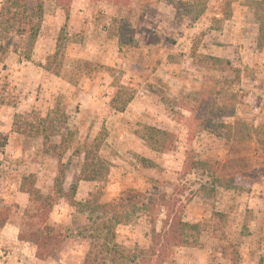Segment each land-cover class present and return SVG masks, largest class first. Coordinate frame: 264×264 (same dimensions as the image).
Instances as JSON below:
<instances>
[{
	"label": "rangeland",
	"instance_id": "rangeland-1",
	"mask_svg": "<svg viewBox=\"0 0 264 264\" xmlns=\"http://www.w3.org/2000/svg\"><path fill=\"white\" fill-rule=\"evenodd\" d=\"M44 3L30 60L18 57V39L9 35L0 61V214L8 215L0 264H82L111 241L126 254L147 251L164 218L147 201L159 194L181 201L183 220L200 230L197 247L175 248L163 264H230L234 250L237 264H264V49L256 45L263 0ZM197 42L198 53L230 67L193 62ZM48 62L57 76L43 69ZM207 90L231 95L228 104L213 100L234 114L219 122L243 125L234 139L200 129L191 116L193 100H205ZM146 126L171 133L173 149L149 148L139 139ZM86 149L108 169L101 181L80 180ZM61 153L65 192L106 210L93 206L89 215L59 200L42 225L30 219L23 181L51 196ZM195 162L220 168L221 186L206 172L185 170ZM35 231L58 238L42 258L30 241Z\"/></svg>",
	"mask_w": 264,
	"mask_h": 264
},
{
	"label": "trees",
	"instance_id": "trees-1",
	"mask_svg": "<svg viewBox=\"0 0 264 264\" xmlns=\"http://www.w3.org/2000/svg\"><path fill=\"white\" fill-rule=\"evenodd\" d=\"M264 3V0H263ZM260 7V3H258ZM45 12L44 0H1L0 4V61L7 54L9 47L11 46V38L18 39L15 46V52L18 57L24 61H29L30 56L34 50L35 42L38 38L41 24ZM68 15V9L65 10ZM259 22L256 45L260 50L264 49V16L257 20ZM3 42V43H2ZM197 45L192 44L190 50V58L193 62L200 64V67H214L226 70L229 66L228 63H224L222 60L202 55L197 51ZM19 50V51H18ZM60 54V47L57 48L55 55L51 58L56 59ZM51 60V61H52ZM50 62V60H49ZM43 67L46 72L57 76L58 71H52L50 63ZM239 82V76L236 77V83ZM235 83V84H236ZM201 92L199 97L204 98V93ZM225 92L215 93L214 96L218 97L222 103L228 104L231 99V95L226 96ZM213 94H209L207 90L205 100L194 99V107L191 109V116L195 117V122L200 129L207 131L208 133L215 134L219 138L226 141H230L237 136L236 127L238 122L232 124H226L219 122L223 118H232L234 116L233 111L229 105L226 107H218L220 104L218 101L213 100ZM203 107L201 108V105ZM211 115V116H210ZM210 116V117H209ZM237 124V125H236ZM144 133L139 135V139L144 141L146 145L152 150L156 151H171L175 143V137L167 132L156 129L154 127H143ZM62 144V143H61ZM44 147L50 146L49 136L43 137ZM5 146V140L0 143V150ZM52 148V146H51ZM66 147L63 144V153ZM56 157L59 170L54 179L52 194L49 197L44 198L40 195L39 191L35 188L34 184L24 180L23 187L24 192L28 195L29 201L34 206L35 215H32L30 219H37L45 224L48 216L50 215L53 206L59 200H66L69 207L79 209L82 213L93 214V206L99 210H106V205H98V200L86 201L84 205L74 200V190L71 194L65 192L63 188L64 170L60 163L61 155ZM96 154H93L89 149L84 150L83 168L81 171V181L84 182H98L107 176L108 169L105 164L96 158ZM143 164H150L147 161H143ZM197 170L200 172H206L211 180H216V183L221 186L224 182L222 178L216 177V171L220 168H212L211 165L204 162H195L191 166H186L185 170ZM179 193L182 191L179 190ZM147 210L150 212L158 210L163 213V220L161 221V230L158 234L153 231L152 246L147 251H142L139 254H126L125 251H120L114 241L111 243H102L95 253L87 255L82 264H163L169 257L170 251L175 248L188 247L194 248L198 246V225L188 224L183 220L184 204L178 201L174 196L167 197L166 194H159L148 198ZM105 212V211H104ZM103 212V213H104ZM7 213L0 214V228L3 227L7 220ZM101 220V219H100ZM49 230V229H45ZM30 241L37 248V256H42L47 253L48 246L51 241H57L58 238L51 237H39L37 231L30 233ZM228 254L227 251H224ZM230 264H237L236 252L232 251ZM51 256V253H49Z\"/></svg>",
	"mask_w": 264,
	"mask_h": 264
}]
</instances>
